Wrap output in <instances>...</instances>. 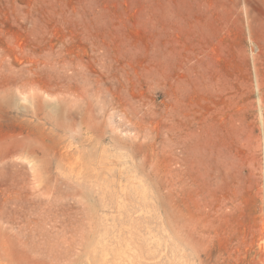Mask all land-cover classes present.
Here are the masks:
<instances>
[{
	"label": "rangeland",
	"instance_id": "obj_1",
	"mask_svg": "<svg viewBox=\"0 0 264 264\" xmlns=\"http://www.w3.org/2000/svg\"><path fill=\"white\" fill-rule=\"evenodd\" d=\"M0 264H264V0H0Z\"/></svg>",
	"mask_w": 264,
	"mask_h": 264
},
{
	"label": "bare ground",
	"instance_id": "obj_2",
	"mask_svg": "<svg viewBox=\"0 0 264 264\" xmlns=\"http://www.w3.org/2000/svg\"><path fill=\"white\" fill-rule=\"evenodd\" d=\"M181 74L172 75L171 72L168 71V73L166 75L167 76L166 85H167L168 90L173 87V85L175 84L174 82H179L180 80H182L183 76ZM198 78H199L198 72L195 70L192 82H197ZM174 102H175V104H172L173 101H171V98H169L168 99V103L166 105V107H167L166 108L167 109V111H166V114H167V116H166L167 117V123H166V125H167V133H168L169 137L173 136V137H176L177 139H180V141L182 143V146H185L186 142H188L194 136H196V131L193 130L192 128H190V129H192V130H190L189 126H188V123H185V127H184V129L181 132H178V133H174L173 132L174 131L173 130V123H175V122H177V124L182 123L181 120L179 119L180 110L182 108H181V102H180V98L178 96V93L174 97ZM173 106H175V109H173L174 108ZM194 123H195V121H194ZM169 137H167V138H169ZM170 140H171V137H170Z\"/></svg>",
	"mask_w": 264,
	"mask_h": 264
}]
</instances>
